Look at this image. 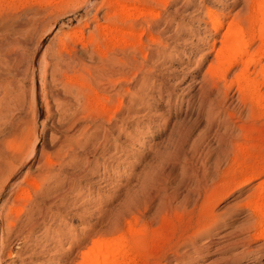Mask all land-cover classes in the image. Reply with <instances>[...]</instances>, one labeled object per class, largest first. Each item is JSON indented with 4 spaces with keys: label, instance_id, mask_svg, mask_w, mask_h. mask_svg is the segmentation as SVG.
<instances>
[{
    "label": "rangeland",
    "instance_id": "374dc122",
    "mask_svg": "<svg viewBox=\"0 0 264 264\" xmlns=\"http://www.w3.org/2000/svg\"><path fill=\"white\" fill-rule=\"evenodd\" d=\"M74 1L0 0V18L12 11L21 13L19 21L27 23L37 9L41 15L34 16L46 21L42 28L38 21L37 28L25 22L22 26H0V40L11 41L0 47L1 69H13L22 63L27 68L25 78L15 77L24 90L25 104L20 105L13 93L6 100L8 104L5 102L7 109L3 106L0 113L3 149L12 151L17 146L18 137H10V130L21 123L29 110L32 66L42 60L47 46L58 51L56 46L60 44L54 37V27L49 30L51 33L46 31L55 20L65 19L62 24L66 32H80L81 41L66 39L65 46L83 56L87 63L97 61L102 50L113 48V55L124 57L131 64L135 58L138 64H134L135 69L122 70L128 74L124 84L127 93L116 96L122 105L113 102L118 114L113 121L116 124L112 129V150L94 166L91 162L96 160L95 155L75 149L64 157L60 167L56 165L38 190L28 187L30 200L18 226L10 232L6 248L11 256L6 253L2 264H85L83 252L93 241L118 236L123 237L126 250L121 264H264V239L252 240V234L264 228V222L253 211L261 203L258 185L264 182V110L251 102L249 93H241L237 83L225 86L240 65L227 73V82L213 75L210 68L226 26L247 15L253 0H89L94 12L97 10V18L93 21L90 14L89 18L82 16L80 23L79 15L72 19L73 14L82 11L73 5ZM114 1L137 11L130 18L115 15L118 12ZM61 10L63 15L58 16L56 13ZM151 23L157 28L151 29ZM95 24L108 25L110 29L102 32L113 35L115 40L107 45ZM131 30L136 36L124 33ZM93 34L99 38L91 42ZM40 40L44 44L34 60ZM256 45L258 42L249 50ZM50 50L45 55L49 66L46 91L50 114L46 116L42 103L40 119L46 122L40 148L57 163L53 153H57L67 136L75 134L73 137L88 141L93 129L80 134L68 128L69 117L78 108L70 96L77 88L71 81L81 83V79H66L60 74L55 78V63L59 66V57L67 59L68 54L61 52L62 56L57 57ZM9 106L17 109L13 112ZM235 118L238 127L231 124ZM138 128L142 131L138 132ZM119 131L121 135L117 137ZM36 158L29 165V176L43 173ZM20 177L21 174L16 180ZM248 178L249 183L239 184ZM205 194L211 195L206 205L208 230L197 232L190 253L173 256L170 248L181 232L190 220L191 226H195L198 214L203 213L198 206L190 211ZM191 216L194 218L190 219ZM30 218L39 219L38 224L25 242L17 243L15 234L25 233ZM115 219L121 224L120 231L103 233L110 230ZM99 232L103 234L101 238ZM208 237L215 239L203 247V240ZM167 238L172 239L169 242Z\"/></svg>",
    "mask_w": 264,
    "mask_h": 264
},
{
    "label": "bare ground",
    "instance_id": "6f19581e",
    "mask_svg": "<svg viewBox=\"0 0 264 264\" xmlns=\"http://www.w3.org/2000/svg\"><path fill=\"white\" fill-rule=\"evenodd\" d=\"M46 1L47 0H41V2H46ZM74 4H75V7H80V10L82 8V11H78L75 14H73L72 19H76V17H78L79 15V18L77 19L78 21L77 23H80L82 16L86 18L88 16L89 18V14L92 15L93 21L96 20L97 10H95L94 12V10L92 9L93 7H91L89 0H80V1L75 0L73 2V5ZM113 4L117 5L116 12L118 13H115V15H118L121 17L130 18L137 11L135 7L127 6V4L118 3V1H114ZM20 14L17 12L14 13L12 11L9 13H6L3 17L0 18V26L4 28H8L12 24L15 25L14 23L18 25L21 24L22 26V23H24L25 21H22V22L19 21L18 16ZM38 14L41 15V12L35 9L34 15L37 16ZM56 14L58 16L60 14L61 16L63 15V11L62 10L57 11ZM34 15H31L30 17L32 18L33 16V18L29 19L28 22L27 23L25 22V23L26 24L31 23L33 26H35L34 28H37V24L38 22H40L41 28L43 25L45 27L46 21H43V20L41 21V17L40 19H37ZM16 17H17V20H16ZM20 17L21 16H19V18ZM64 20L61 19L59 20V22L55 20L53 24H49L50 26L48 27V30H46L49 33H51L50 31L54 27V30H55L53 31L54 37H56V39L58 38L59 44H60V46H58L57 44H56L57 46L55 45L56 47H58V51L57 52L54 51V47L52 48V50H50L47 46V48H44L45 50L42 52V56H41L42 60L39 61L36 65H33L31 68V72H30L31 84H30L29 92H28L29 98L27 99L29 101V110L27 106V110L29 112L27 111L25 113L20 124L17 123V125L12 126L10 130V134H11L10 137L16 136L14 137L15 139L18 137L17 146L12 151H8V150L3 149L4 147L2 146L3 143H0V264H2V258L4 257L6 253H8L7 255L11 256V252H7L9 250H7L6 247L9 245L10 232L13 231L16 228V226H18L16 224L21 218V215L24 212L25 208L27 207L28 201L30 200V192H29L28 187H33L35 190H38L40 185H42V181L49 174L53 172L56 165L60 167L62 161L64 160V157L68 156L70 152L74 151L75 149L81 150L82 153H87V154L90 153L93 156L95 155L96 160L91 162L93 163L94 166L98 165V161L100 159L103 160L105 154L112 150V147H113L111 146V138H112L111 136L113 135L112 129L115 128L114 126L116 124L113 121L116 118V114H118L116 111L117 109L114 110L112 107L113 102H117L118 106H120L121 100L119 101V99L116 96L120 94L121 92L123 94L127 93V90L124 84L128 80V78H126L128 74L127 72H124L122 70L125 69L126 67H128L129 70L135 69L136 65L134 64H138L135 58L133 59L130 58L134 62V64H131V63H128L124 57H117L113 55V53H115L113 48L102 50V52L100 51L101 53H99V58H97V61L94 62L93 60H91L94 63L92 64L87 63L82 58L83 56L81 57L80 55H77L74 50H68L67 47L65 46L66 39H69L70 41L71 40L81 41L83 37L79 35L80 32L78 30L66 32L65 29L63 28V26L65 25L62 24L64 23ZM87 24H89V22ZM134 25L135 24H133V26ZM155 27H156V24L151 23L150 28L154 29ZM95 28L98 29L97 31L99 33L104 30L107 31L110 29L108 25H104V26L96 25ZM155 30L153 32L158 31V30L156 31ZM120 32H122V30H120ZM124 33H130L132 36H136L134 33V30H131L129 32H124ZM149 33L151 34L152 32L150 31ZM140 36L141 34H139V36L137 35V39H138L137 42H139ZM97 38H99V35L96 36L95 34H93L92 36H90L89 40L91 42H94L93 40L96 41L98 40ZM100 38L105 43H107V45L112 40H115L113 35L111 36L109 33H103V35H101ZM150 40L154 41L155 39L151 37ZM256 42H258V45H256L253 48V50L250 51L249 47H251V45ZM8 43H11V41H9L8 39H5V42H3V40H0V47H2V45L4 46V44L8 45ZM43 44L44 43L41 40L37 43L36 50L33 55L34 60L39 55L40 50L43 47ZM47 50L54 51L57 57H59L60 55L62 56L61 52H67L68 54V57L67 55H65L67 59H61L59 57L60 63L59 62L58 63L60 67L57 65V63H55L56 64L54 66L55 68L53 67L54 69H52L54 77L60 74L59 76H65L66 79L67 78L72 79L74 77L76 78L79 77L81 79V83H78L79 81L78 82L71 81L72 85L75 84L74 87H77V88L74 91L70 92V96L72 97L73 102L77 103L78 108L73 113H71V118L69 117V119L71 120L68 125V128L71 130L74 129L75 131L80 132V134H83L86 131L93 129L92 130L93 133L91 134L90 140L88 141H82L80 140V138H76L75 136L73 137V135L75 134H70L69 136H67L64 139L63 144L61 146L59 145L57 153H55V155L53 153V156L55 157L54 159H56L57 163L53 161V158H51L42 147L40 148V143L42 141L43 130L45 127V122H46L44 118L40 119L41 118L40 117V107L43 106L42 103H44V106H45L46 116L50 114L49 113L50 111L49 110L50 108L49 99H48L49 95L46 91V74L48 72V68H47L48 63L45 60V55H46ZM52 53L53 52H51V54ZM55 62H56V59H55ZM236 65H240V66L234 72L231 80L228 81L227 85H225V83L223 84L226 87H230V85H232L233 83H237L239 85V91L245 94L249 93L250 95L249 98L251 102L254 103L257 107H260L261 109L264 110V0H253L251 3V10L247 15H244L243 17L238 18L237 20H232L230 23H228L220 39V45L216 49L214 64L210 65V68L212 69L213 75L223 80L224 82L225 81L227 82L226 80L227 73ZM26 70L27 68L25 64L23 63L9 70L7 69L3 70L0 67V113H2L3 109L5 108V107L3 108V106H6L4 110L7 109L8 103L6 100L13 93L18 96L20 105L23 106L24 100L26 99L24 92H23L24 90L23 88L21 89V84L17 83L18 81L15 80V77H20V78L22 77V79L23 77L25 78ZM54 77L52 78L54 79ZM59 78L60 80H62V77H59ZM58 79H57V82H59ZM74 81H76V79ZM222 102H223V99H221V103ZM71 105H72V102L70 103V106ZM9 108L12 109L13 107L11 108L9 106L8 109ZM15 109L17 108L14 107L12 111ZM97 110H99L100 112L99 114L96 115ZM12 111H10V113ZM122 117L123 116H121V119ZM236 122H237V119L236 121H232L231 124L234 125V127H238ZM103 123L106 124V126H104ZM101 126L102 128H99ZM120 131L118 132L117 137L121 135ZM137 131L141 132L142 130L138 128ZM117 139L118 138H116L115 141H117ZM37 151H40V152H39L38 157L36 158ZM35 158H36V164L38 165L40 171L43 170L41 171L43 173L41 175L37 173V175L29 176V165ZM20 174H21V177L18 180H16L20 176ZM14 180H16V183L12 186L11 184ZM249 181H250V178L243 179L241 180L239 184L246 185L247 183H249ZM258 186L260 187L259 188L260 190L259 198L261 199V203L255 205L253 207V211L256 213L258 217L261 218L260 222L263 223L264 222V182L259 184ZM149 193L150 195L153 194L151 192ZM208 196L210 197L211 195L205 194L204 196L202 195V197H199L196 203H194L195 205L192 208L193 210L192 211L189 210L192 213L194 209L197 208L198 206L203 211V213L198 214L199 215L198 217L196 216L197 220L195 222V226H191L190 219L194 218V217L192 218L193 216L192 214L191 218L189 219L190 220L189 225H187L184 231L181 232L180 236L178 237L176 241V244H174V246L172 245V247L170 245L171 248L170 247L169 248L171 249V253L173 256H178L180 252L190 253L194 249L193 247L194 242H195L194 237L199 232L203 230H208L209 224L206 226L207 218L209 216L207 215L208 212H206L207 211L206 205L209 201ZM166 203L167 202H165V204ZM163 212H165V210ZM34 213L35 212L33 210L30 216L33 217ZM39 214L41 215L42 212ZM30 219H31L30 223L25 225V233L15 234V239L17 243L25 242V239L29 237L31 233H33L35 226L38 224L37 221L39 219L38 220L36 218H30ZM186 222L188 223V220ZM119 224L120 222L118 221V219H115V221L111 225V228H109L110 230L105 231V232L103 231V233L107 234L109 231L111 232L109 234H112L113 231L119 232L121 228L120 226L121 224L120 225ZM260 226L262 227V224ZM100 232H99L98 238H101V236L103 235V234H100ZM106 234H104V236ZM252 236H253L252 237L253 241L259 240L261 238L264 239V228H262L259 232L252 234ZM171 239L172 238H170V241ZM214 239L215 238L208 237L205 240H203L204 241L203 247H206L208 244L213 242ZM123 241L124 240L122 236L115 237L111 240L99 239V240L93 241L92 245L88 248V251L83 252V257H82L83 262L85 264H121L120 258H122L126 254V250H123L125 248ZM163 254H166V252ZM76 264H80V263L78 262Z\"/></svg>",
    "mask_w": 264,
    "mask_h": 264
}]
</instances>
